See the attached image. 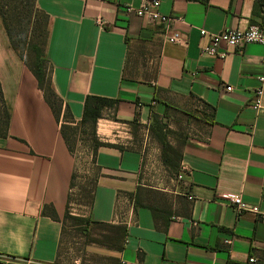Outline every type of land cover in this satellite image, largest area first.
<instances>
[{
	"label": "crops",
	"instance_id": "crops-1",
	"mask_svg": "<svg viewBox=\"0 0 264 264\" xmlns=\"http://www.w3.org/2000/svg\"><path fill=\"white\" fill-rule=\"evenodd\" d=\"M144 1L36 0L49 18L45 51L63 107L78 122L87 96L119 100L95 124L97 138L113 146L97 148L93 200L80 216L126 225L121 252L97 245L118 264H264V220L220 198L264 207V110L250 107L263 47L248 43L219 58L200 52L208 40L199 32L247 28L252 1L160 0L161 12L182 19L170 26L181 43L125 11ZM2 39L9 123L0 137V263L60 264L73 154L62 115ZM153 114L172 132L178 173L162 163Z\"/></svg>",
	"mask_w": 264,
	"mask_h": 264
},
{
	"label": "trees",
	"instance_id": "trees-1",
	"mask_svg": "<svg viewBox=\"0 0 264 264\" xmlns=\"http://www.w3.org/2000/svg\"><path fill=\"white\" fill-rule=\"evenodd\" d=\"M205 2L206 0H197ZM251 24H258L264 28V0H251ZM0 22L8 38L10 47L23 61L25 66L34 75L37 86L41 90L47 104L51 107L57 118L62 115L60 133L72 153L71 137L79 128L87 127L90 130L92 141L91 162H94L95 154L99 146H113L110 143L100 141L95 133L97 119L102 117V110L113 107L118 99L100 96H87L84 101L81 119L76 122L67 106L63 107L62 99L52 87L48 60L46 57V43L48 37V15L39 9L36 0H0ZM127 41L128 38H125ZM22 50V52H21ZM212 121V120H211ZM9 112L4 100L0 83V137L7 135ZM134 125V122H131ZM150 131L161 146V160L165 167L172 172H179V149L169 144L167 135L172 133L166 128L162 118L152 115ZM70 130V133H69ZM95 167V166H94ZM98 168L95 167L94 176L91 179V188L87 193L86 206L91 207L94 187L98 176ZM76 172L73 169L70 179L72 190ZM71 191L67 197V206L63 216L64 229L70 225L72 229H78L85 237L86 243L96 244L108 250L121 252L124 248L127 227L125 224H111L94 221L90 216L74 215L70 212ZM44 213L56 219L53 208H46ZM96 230V231H95ZM113 264H118V258L111 257Z\"/></svg>",
	"mask_w": 264,
	"mask_h": 264
},
{
	"label": "built area",
	"instance_id": "built-area-1",
	"mask_svg": "<svg viewBox=\"0 0 264 264\" xmlns=\"http://www.w3.org/2000/svg\"><path fill=\"white\" fill-rule=\"evenodd\" d=\"M160 0H145L138 7L127 5L125 11L128 14L145 18L148 22L163 27L166 39L171 43H181L180 34L176 30H171V22L174 20H182L171 14H165L160 11ZM202 37H207V43L200 47L202 54L224 58L232 49L241 47L248 43H258L262 45L263 52L260 58L261 66L264 68V28L258 24H249L245 29L224 30L222 32H209L205 28L199 30ZM258 85L253 90V98L250 101V107L258 113L264 110L261 99L264 93V72L257 77ZM226 90H231V86H226ZM178 178L181 176L178 175ZM221 199L229 202L237 214L249 211L256 215L257 219L264 220V207L258 205H250L244 202L240 195H221ZM225 244H230L231 239L224 240ZM254 257L249 258V262L253 263Z\"/></svg>",
	"mask_w": 264,
	"mask_h": 264
},
{
	"label": "rangeland",
	"instance_id": "rangeland-1",
	"mask_svg": "<svg viewBox=\"0 0 264 264\" xmlns=\"http://www.w3.org/2000/svg\"><path fill=\"white\" fill-rule=\"evenodd\" d=\"M3 37H6V34L0 22V40H3ZM70 145L76 179L71 190L69 210L72 214L80 216L88 210L85 205L88 201L87 193L90 191L91 179L95 172V167L91 162L92 141L89 128H79L72 135ZM65 231L60 251V264H113L111 257L97 245L86 243L80 230L72 229L68 225Z\"/></svg>",
	"mask_w": 264,
	"mask_h": 264
},
{
	"label": "water",
	"instance_id": "water-1",
	"mask_svg": "<svg viewBox=\"0 0 264 264\" xmlns=\"http://www.w3.org/2000/svg\"><path fill=\"white\" fill-rule=\"evenodd\" d=\"M0 264H2V263H0Z\"/></svg>",
	"mask_w": 264,
	"mask_h": 264
}]
</instances>
